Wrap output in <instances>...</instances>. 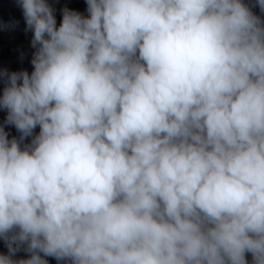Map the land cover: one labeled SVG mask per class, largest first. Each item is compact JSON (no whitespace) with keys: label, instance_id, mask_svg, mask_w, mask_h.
<instances>
[{"label":"clouds","instance_id":"obj_1","mask_svg":"<svg viewBox=\"0 0 264 264\" xmlns=\"http://www.w3.org/2000/svg\"><path fill=\"white\" fill-rule=\"evenodd\" d=\"M16 2L0 264H264V0Z\"/></svg>","mask_w":264,"mask_h":264}]
</instances>
